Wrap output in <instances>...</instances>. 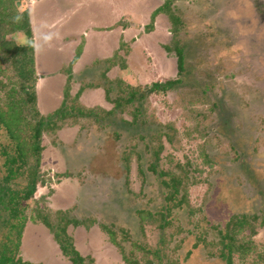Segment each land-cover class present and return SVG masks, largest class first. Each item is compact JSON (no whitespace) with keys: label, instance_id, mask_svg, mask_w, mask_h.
Listing matches in <instances>:
<instances>
[{"label":"rangeland","instance_id":"1","mask_svg":"<svg viewBox=\"0 0 264 264\" xmlns=\"http://www.w3.org/2000/svg\"><path fill=\"white\" fill-rule=\"evenodd\" d=\"M173 1L174 11L183 23L175 38L166 15L156 19L157 34L150 35L146 30L152 14L165 0H25L18 8H29L31 12L36 59L44 74L60 71V75L64 72L68 77L66 72L72 68L69 63L80 50H75V44L84 42L79 36L77 40L65 37L61 28L67 20L72 22L68 27L72 32V28L77 31L90 24L112 25L128 13L130 31L123 39L135 43L131 70L139 73L144 85L140 89L170 80L183 82L173 91L152 94L143 101L137 124H147L148 131L139 129L136 133L138 129L126 125L134 121L136 103L125 106V112L116 110L110 116L100 111L96 120L68 118L61 123L64 129L55 134L45 133L46 149L37 192L33 200L12 205L26 221L16 219L12 223L18 228L9 229L6 222L10 212L0 202V250L5 255L17 254L14 245L23 225L17 256L36 264H72L50 230L30 221L38 205L53 211L75 209L74 217L97 220L90 230L84 226L69 229L81 254L94 257L97 264H126L121 249L111 242L110 230L127 253L136 252L133 242L150 252H136L142 264L147 260L161 264L157 254L163 256L162 264H226L221 257V234H226V227L235 216L249 218L246 230L234 236L239 245L251 247V252L246 258L235 253L233 263L264 264V0ZM13 8L17 6L13 4ZM45 36L52 39L46 41ZM66 38L73 42L72 48H62ZM136 38L141 42L136 43ZM173 39L180 41L185 50L182 75L178 74L177 54L170 56L171 65L164 61L168 54L165 47L176 45ZM8 40L20 45L27 43L24 33L12 34ZM144 50L150 53L151 64L157 65L153 73L148 69L151 66H147ZM90 59L80 64L83 71L89 67ZM86 63L88 66L83 69ZM11 65L8 62L3 67L16 80ZM90 70L85 82L100 83L98 73ZM49 79L39 80L37 90L41 100L51 102L53 89L56 96L60 95L66 84ZM70 87L67 86L66 95ZM79 87L76 85L75 90ZM4 96L0 93V97ZM112 97L115 101L118 96L114 93ZM43 104L39 99V109ZM60 104L61 101L57 106ZM69 105L72 107L71 99ZM161 124L175 127L176 132L172 145L163 139L166 147L160 171H177L181 164L189 175L183 185L189 186L188 201L181 208H173L164 232L158 214L170 191L150 169L154 161L152 152L159 141L148 147L151 135L158 136ZM15 143L0 130V151L5 144L15 148ZM132 147L136 150L131 153ZM15 155L12 150L9 157ZM128 155L130 168L125 162ZM7 159L0 153V186L7 176ZM30 162L31 169L21 170L9 183L19 196L28 185V170L34 168L35 159L30 157ZM62 174L70 177L64 178ZM38 201L41 203L37 204ZM6 205H10L9 199Z\"/></svg>","mask_w":264,"mask_h":264},{"label":"trees","instance_id":"2","mask_svg":"<svg viewBox=\"0 0 264 264\" xmlns=\"http://www.w3.org/2000/svg\"><path fill=\"white\" fill-rule=\"evenodd\" d=\"M15 2V3H14ZM25 0H0V93L5 94L4 97H0V130H3L6 136L10 139L11 142L15 143V148L11 147V144H5L2 151H0L1 156L7 157L4 166L7 171V176L3 180L2 186H0V202L4 206V210L10 212V218L6 225L9 229H16L18 226L13 224L12 221L18 219L22 222L26 221L27 218L20 216L17 208H13L12 205H19L20 202L31 201L34 198L35 193L37 192V184L40 179V169H41V160L42 154L45 151V146L43 145V136L47 132L56 133L61 129H64V124H61L67 119H78L80 118H90L94 110L84 109L78 105L79 97L71 98L70 94L66 95L65 102L62 104L61 108L49 116H45L41 113L39 109V97H38V82L40 80V75L37 71V60H36V48L34 40V30L32 28L31 22V12L29 8H23L21 11L18 8L23 6ZM13 4L17 8H13ZM174 1L165 0V3L158 8L152 14L151 23L146 27L147 32L151 33L155 29V23L157 17L160 15H166L169 19V22L172 26V34L175 38L180 35L182 29L181 17L177 15L174 11ZM125 24V22H123ZM24 33L27 38V43L20 45L14 40H8V37L12 34ZM175 41L174 47L172 43L165 47V50L170 54H177L178 59V74L182 75L185 71V50L180 46V41L173 39ZM123 47L126 49V52L130 54L131 48L129 45L123 44ZM83 47H80L75 59L72 62V68L66 72L68 74V85L71 86L75 78L73 72V66L77 63L82 54ZM121 56L116 54L112 60H109V63L116 65V61L120 60ZM122 68L125 70L128 67L126 66L125 59L122 58ZM10 62L12 68L10 71L15 72L16 80L13 77H10L7 73L9 70L7 67H3V64ZM9 71V72H10ZM5 79V81H4ZM6 81H9L6 82ZM182 80H170L167 82L154 83L147 88L141 90V86H133L131 84H125L123 82V91L120 92L114 101L115 109L112 112L104 111V115H109L116 110L125 112V106H135L133 115L135 116L134 121L131 124H126L128 127L133 129H138L139 131H148L147 124H137V116L143 110V101L149 99L152 94H165L176 89V87L182 84ZM71 88V87H70ZM69 88V92H70ZM67 90V89H66ZM107 99L111 101L112 89L107 88ZM69 99H71L72 107L69 105ZM125 109V110H124ZM142 109V110H141ZM97 116H101L97 114ZM97 116L94 117V120L97 119ZM141 129V130H139ZM176 132V128L161 124L159 130L156 132L158 136L151 135L152 143H148V147L158 140V147L155 148L152 152L154 161L150 165V169L153 173L157 174V177L162 180L164 188L170 191V195L167 196V203L163 206L161 213L158 216L162 217L163 223L161 224V230L164 232L169 225V218L172 214L173 208H181L187 203V194L189 186H183L185 180L189 175H186L188 170L185 166L181 164L177 165V171H160L159 163L161 160L162 152L165 150V143L172 145L174 143L173 134ZM145 139V137H141ZM14 150L16 155L9 157L10 152ZM136 148H130L131 153L135 151ZM30 157L35 159V165L32 170L29 172V182L26 189L23 191V195L19 196V192H14L9 183L14 181L17 178L19 172L23 169H31ZM209 157H207V161ZM125 162L130 168L131 156L128 155L125 157ZM17 164V165H16ZM1 168V167H0ZM23 175H25L23 173ZM62 177H70L69 174H62ZM184 193V194H183ZM180 195H182L181 198ZM10 200V205L5 206L6 200ZM15 200H19L18 203H13ZM174 202V205L171 203ZM41 202H37L39 204ZM76 208V206H75ZM74 210L66 211H53L51 209H43L38 205L34 211V214L31 218V222L34 224H42L53 234L54 239L59 244L62 253L66 256L72 264H97V261L92 256L84 257L76 246L74 236L70 233L69 229L71 227L79 228L86 227L90 230L94 225H96L97 220L92 222L90 218H78L74 217ZM19 211V212H18ZM249 218L247 216L233 217L229 224L226 227V234L222 235L221 244L222 248V259L226 264H234L233 258L235 253L241 254L242 257L246 258L247 255L251 252V247H247L245 244L239 245L236 241V236L234 234L241 233L246 230V226L249 224ZM104 230H107V226L102 225ZM23 229L24 226L18 231L17 242L14 245L17 249V254H19L21 241L23 239ZM116 234L110 230L111 242L121 249L124 261L126 264H142V260L136 257V252L145 251L146 255H149L150 252L143 246H136L133 242L134 247L137 248L136 252L127 253L124 246L118 242L116 239ZM9 256L5 255L4 250H0V264H36L32 262L24 261L21 256ZM160 257L158 263L163 260V256ZM156 261V262H157ZM146 264H156L153 260H147Z\"/></svg>","mask_w":264,"mask_h":264},{"label":"crops","instance_id":"3","mask_svg":"<svg viewBox=\"0 0 264 264\" xmlns=\"http://www.w3.org/2000/svg\"><path fill=\"white\" fill-rule=\"evenodd\" d=\"M127 15L128 13L122 14L121 19H118L114 24L112 23V25H106V26L100 25L99 26L95 24H90L88 25V27L81 29V30H77V31H74V28H72V32L71 31L69 32V28H68L69 25L70 26L72 25V22L66 19L67 25L61 28L62 32L65 34V37L72 36V37H75L74 39L77 40L79 36L80 40L84 41L83 44H80V43L75 44L77 46V48L75 47L76 51L80 47H83V51H82V54L80 55L79 60L73 66V72H74L75 78L72 82L69 94L71 98L79 97L78 105H80L82 108L94 110V112H92L91 115H89L90 118L94 119V117L97 116L98 112L100 111L112 112L115 109L116 105L114 103V99L112 95L114 93L118 95L117 94L118 90L119 92L123 91L124 89L123 82L126 85L127 84H131L133 86L143 85L141 82V78L139 77V73H137L135 69H134L135 71L131 70L132 69L131 60H132V56L134 55L133 51L136 49V46L134 45L135 43L130 44V41L128 42L126 40L127 42H125V40L123 39V37H127L128 31H130L129 26L131 25V23L127 20L128 19ZM123 22H125V24H123ZM102 27H105V28H102ZM120 30L122 32L120 33L119 38H117ZM153 34H157L156 26H155L154 31L150 33V35H153ZM146 37H148V35H146ZM64 40L62 43L63 44L62 48H72L71 45H73V42L71 43L70 40H68L67 38ZM137 40L138 41H136V43L139 41L141 42V40L139 39ZM123 44L130 46L131 48L130 54L126 52V49L123 47ZM116 54H119L121 56L119 63L118 61H116L117 62L116 65L111 66L112 64L109 63V60H112ZM143 55L144 57L146 56L145 59H146V63L148 64L147 66H151L148 69H150L151 72L153 73V70L157 68L156 63L152 62L151 64L150 60L152 59V57L150 56V53L147 52V50H144ZM90 56L94 58L90 59ZM170 56H173V55L166 53L164 56L165 57L164 61L167 66L171 65L172 58H170ZM75 57L73 58V60L75 59ZM88 58L90 59V62L88 63L89 67L86 68V66H88V64L86 63V65L83 67V69L85 68L86 69L83 71L81 69L80 64L85 63L84 61H86V59ZM122 58L125 59L126 66L128 67L125 70L121 66ZM73 60H71L69 64H72ZM88 68L94 69L93 73H96V74L98 73L97 75L99 77V80L101 81L100 83H97L96 81H94V82H89V84H87L85 82V78L86 77L88 78L89 75L91 74L90 72L91 70L90 69L87 70ZM167 68L166 70L169 72L170 70L169 68L168 69ZM37 71H38V75H40V81H43L45 77L47 79L50 78L49 80L52 81L53 83L55 82L57 83L59 81V83L66 84L65 86L67 89L68 77L64 75V72L61 75H60V71L55 72V73L51 71L52 72L50 73L51 75L47 73L44 74L45 72H41L39 70L38 62H37ZM87 72H89L90 74L88 75ZM78 75H81L82 77L80 78L78 77ZM59 79L61 80V82ZM80 80H83V82ZM76 81H78L79 83H76ZM76 85L80 86L77 91L75 90ZM107 88H111V89L114 88L111 94V98H112L111 101H108L107 99V93H106ZM57 96L55 94V90L53 89V91L51 92V96H50V98H52L53 101L51 99L49 100L51 102L43 101L41 100V98H39L40 102L44 103L43 104L44 106L40 107V111H42L41 113L42 114L44 113L43 115L49 116L61 108L62 104L65 102L66 90H64V93L60 95L57 94ZM59 96H61V99ZM59 101H61L60 107L57 106Z\"/></svg>","mask_w":264,"mask_h":264},{"label":"clouds","instance_id":"4","mask_svg":"<svg viewBox=\"0 0 264 264\" xmlns=\"http://www.w3.org/2000/svg\"><path fill=\"white\" fill-rule=\"evenodd\" d=\"M44 39L47 41V40H51L52 37L51 36H45Z\"/></svg>","mask_w":264,"mask_h":264}]
</instances>
